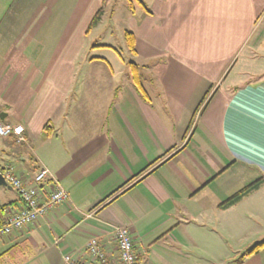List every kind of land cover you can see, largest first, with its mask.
Segmentation results:
<instances>
[{
    "label": "crops",
    "instance_id": "1",
    "mask_svg": "<svg viewBox=\"0 0 264 264\" xmlns=\"http://www.w3.org/2000/svg\"><path fill=\"white\" fill-rule=\"evenodd\" d=\"M142 1L130 25L132 55L156 57L144 77L114 45L89 43L105 0L0 2V122L29 139L2 137L0 170L34 186L46 168L70 195L0 238V264H122L118 227L137 264H214L264 215V0ZM0 195L4 221L22 203L9 184ZM240 263L264 264V248Z\"/></svg>",
    "mask_w": 264,
    "mask_h": 264
},
{
    "label": "built area",
    "instance_id": "2",
    "mask_svg": "<svg viewBox=\"0 0 264 264\" xmlns=\"http://www.w3.org/2000/svg\"><path fill=\"white\" fill-rule=\"evenodd\" d=\"M10 136H15L17 142L20 144L29 145L26 128L23 125L0 122V137ZM0 174L18 193L22 203V208L18 212L5 217L3 223L0 225V238L9 236L15 231H19L25 226L35 223L51 209L70 199L69 192L59 182L54 180L50 171L46 168H41L35 175L34 186L27 185L10 166L1 169ZM51 180H54L53 187L50 189L48 196L43 197L41 186ZM115 237L122 264H137L138 256L130 230L126 227H118L115 230ZM88 250L91 256L98 262L104 260V254L100 251L96 240L90 242ZM63 263L81 264L70 255L63 256Z\"/></svg>",
    "mask_w": 264,
    "mask_h": 264
},
{
    "label": "rangeland",
    "instance_id": "3",
    "mask_svg": "<svg viewBox=\"0 0 264 264\" xmlns=\"http://www.w3.org/2000/svg\"><path fill=\"white\" fill-rule=\"evenodd\" d=\"M3 2L6 7L9 6L11 2L14 0H0V2ZM105 10L102 13L101 16V22L99 26H96L92 32V35L88 39L89 43H110L114 45L118 51L126 57L130 62H136L139 66H142L139 71L142 73L143 77L146 75H150V66L152 63L155 62L156 57L153 55L148 54H140L139 56H133L131 53L130 48L128 47V43L126 41L125 34L127 31L132 32L130 21L133 18V15L131 14V11L128 6V0H105ZM134 6L138 8L139 5L136 0H132ZM114 10V11H113ZM46 10H43V12H37L35 14V17H31L29 20H32L30 23L34 25H38L41 22L46 21ZM48 17V16H47ZM45 18V19H44ZM103 24L108 26L103 28ZM18 50V48H17ZM261 67H263L264 70V63L259 64ZM260 75V74H258ZM3 138L0 137V145L2 144ZM3 188H1L2 190ZM264 195V194H263ZM0 200L3 201L2 195H0ZM264 204V200L261 201ZM264 216V215H263ZM260 216L258 218L257 225L252 229L247 236H245L243 239H241L239 242H236L240 245H246L245 249L240 250L237 247L235 248L236 243H233V248H231L230 251H226L224 253H221V255H214L212 257H217L214 259V264H237L239 263L243 258L246 252L253 247L257 242L264 240V234L260 236L259 238H256L258 235L259 226H262V229L264 230V217ZM259 239V240H258ZM250 245V246H249ZM210 255L204 253V260H207ZM209 264V263H208Z\"/></svg>",
    "mask_w": 264,
    "mask_h": 264
},
{
    "label": "trees",
    "instance_id": "4",
    "mask_svg": "<svg viewBox=\"0 0 264 264\" xmlns=\"http://www.w3.org/2000/svg\"><path fill=\"white\" fill-rule=\"evenodd\" d=\"M136 1H137V3L140 6H142L146 11H148L147 7L144 5L142 0H136ZM128 6H129L131 12L134 13L135 8H134V4H133L132 0H128ZM102 13H103V8H101L98 11V13L96 14V16L94 17V19L92 21L93 25H96L101 20ZM125 37H126V41L128 43V47L130 48L132 53H135V51H136V47H135L136 41H135V37H134L133 33L132 32H127ZM132 66H133V70L136 71V67H135V65L133 63H132ZM134 80H135V84L139 88V90L141 92H143V93H146L144 88H143V86H142L141 80H140V78L138 77L137 74L134 75ZM262 183H263V180L261 179V180H258L256 182L252 183L251 185L243 188L241 191L237 192L236 194L231 196L229 199H227L221 206L222 207H229V206H232V205L238 203L244 197L250 195L251 193L255 192L257 189H259ZM1 209L2 208L0 207V210ZM3 209H4V207H3ZM2 223H3V221H0V225ZM263 248H264V240L256 243L252 248H250L246 252L245 256H250V255H252L254 253H257Z\"/></svg>",
    "mask_w": 264,
    "mask_h": 264
},
{
    "label": "water",
    "instance_id": "5",
    "mask_svg": "<svg viewBox=\"0 0 264 264\" xmlns=\"http://www.w3.org/2000/svg\"><path fill=\"white\" fill-rule=\"evenodd\" d=\"M7 186V182L5 180V178L0 174V186ZM11 187V186H10Z\"/></svg>",
    "mask_w": 264,
    "mask_h": 264
}]
</instances>
